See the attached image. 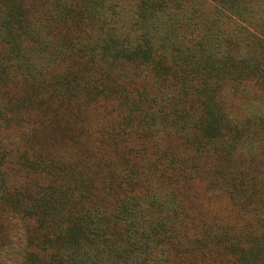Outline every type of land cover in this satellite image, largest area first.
Here are the masks:
<instances>
[{"label":"trees","instance_id":"1","mask_svg":"<svg viewBox=\"0 0 264 264\" xmlns=\"http://www.w3.org/2000/svg\"><path fill=\"white\" fill-rule=\"evenodd\" d=\"M42 1L0 0V250L264 264V0Z\"/></svg>","mask_w":264,"mask_h":264},{"label":"rangeland","instance_id":"2","mask_svg":"<svg viewBox=\"0 0 264 264\" xmlns=\"http://www.w3.org/2000/svg\"><path fill=\"white\" fill-rule=\"evenodd\" d=\"M29 1V0H26ZM35 1V0H34ZM120 1V0H119ZM45 3V0L42 1V4L40 6H42ZM120 4V3H119ZM34 5L37 6V2H34ZM121 6L125 7V4H122ZM26 86L24 84H20V83H0V95L1 94H7V97H9L10 99H12V101L15 103L17 102L19 99H21V97L25 94L26 92ZM24 109L23 108H17L16 110L14 109V113L15 115H21L23 113ZM45 114L47 115H52L51 111H46ZM62 123V121H61ZM79 138H83V135H80L77 137ZM81 141V140H79ZM65 142L62 140H58L57 142H54V144L49 145V144H45L44 145V152H51V151H59L62 153H65L66 148H65ZM201 191L203 192L201 197H203L204 200L209 202H213L214 204H216L219 208H221L224 203H225V194L220 193L219 197L218 194L216 195H210L209 191H206L205 189H201ZM208 215H210L211 218H214L212 216H214V213H206ZM229 216H227V218L225 220H223L224 217L222 216H216V218L218 219V222H224L227 224H231L232 222H235L239 219V216H236V213H229ZM8 230L7 232H9V235H3V240H2V244L5 246V248L3 250H0V264H30V263H26L25 261L20 262V255L19 253L21 252V250H23L25 244L23 241V236L21 235L20 232V228L19 226H17V221L15 218H10L8 221ZM215 223V222H214ZM232 225H236L235 223H233ZM1 241V238H0Z\"/></svg>","mask_w":264,"mask_h":264}]
</instances>
